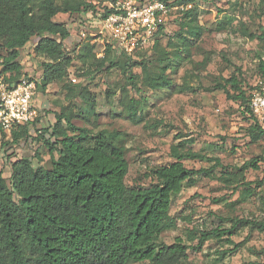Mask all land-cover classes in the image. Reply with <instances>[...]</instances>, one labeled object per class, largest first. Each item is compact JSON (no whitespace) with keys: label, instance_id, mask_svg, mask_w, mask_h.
Here are the masks:
<instances>
[{"label":"rangeland","instance_id":"1","mask_svg":"<svg viewBox=\"0 0 264 264\" xmlns=\"http://www.w3.org/2000/svg\"><path fill=\"white\" fill-rule=\"evenodd\" d=\"M170 2L164 31L157 36L143 34L128 50L101 31L102 20L92 17V11L58 13L54 20L69 31V37L62 41L64 50L73 56L69 74L49 83L43 91L36 89L37 118L20 132L17 144L10 147L11 136L0 132V172L9 183L8 156L10 160L28 158L34 168H50L58 152H51L46 142H55L51 126L62 112L73 113V124L90 134L101 130L120 133L117 142L124 146L128 162L124 182L129 188L158 183L153 170L173 162L170 149L179 144L182 151L190 148L207 158H218L225 168L214 166L213 159L183 160L188 169L203 167L211 172L198 177L194 184L184 183L172 196L168 212L172 224L155 244H170L180 236L190 248L179 264L257 261L264 250V231L246 219H264V164L259 161L257 170L239 167L250 158L264 155V135L256 141L250 139L246 131L251 122L245 108L248 105L237 95L241 90L245 96L253 92L264 79L258 69L264 58V38L259 37L264 33V0H195L187 5ZM109 4L97 3V15ZM35 41L31 38L21 57L23 71L26 76L33 75L34 81L40 71L34 72L33 67L43 60L33 58ZM84 42L93 44L95 59H108L103 68L93 59L82 63L75 57ZM108 42L112 44L106 51ZM111 59L119 65L104 70ZM134 61L145 62L151 77L159 76L165 68L172 85L147 88L141 82L140 68H128ZM131 74H137L134 83L129 80ZM231 76L235 84L226 81ZM66 85L75 91L86 86L95 106H89L77 93H67ZM122 86L137 99L136 123L127 119L118 104ZM106 90L111 92L109 99ZM201 231L207 237L198 247Z\"/></svg>","mask_w":264,"mask_h":264},{"label":"trees","instance_id":"2","mask_svg":"<svg viewBox=\"0 0 264 264\" xmlns=\"http://www.w3.org/2000/svg\"><path fill=\"white\" fill-rule=\"evenodd\" d=\"M107 1L115 3L117 0H0V78L8 84L24 78L33 80V75L26 76L21 62L22 50L33 37L36 38L33 58L43 59L33 67L34 72L40 71L35 78L36 89L43 91L49 83L66 78L73 56L64 50L62 41L69 37V31L54 17L58 13L92 11V17L102 20L110 10L106 8L98 16L96 4ZM162 1L171 5L170 0ZM177 1L180 5L195 2ZM164 25L157 27L155 36L164 31ZM222 27L219 24L218 29ZM259 37L264 38V33ZM111 44L108 42L106 51ZM93 50V44L84 42L75 57L82 63L93 59L97 67L103 68L108 59L105 56L95 59ZM118 65L111 59L104 70ZM128 66L140 68L141 82L151 90L172 85L165 68L159 76L151 77L143 61H134ZM258 69L264 76L263 60L259 61ZM136 78L137 74H131L129 80L134 83ZM226 81L235 84V77ZM66 89L67 93H77L92 108L95 106V99L86 86L75 91L66 85ZM250 95L251 92L245 96L241 90L237 99L248 105ZM110 96L111 92L106 90V98ZM118 104L127 119L136 123L137 99L130 96L127 86L120 88ZM248 107L245 105L249 113L247 119L251 122L246 131L250 139L256 141L264 135V124ZM72 114H57L51 126L50 135L55 142L46 144L51 152H58V157L52 159L50 168H34L28 158L10 160L8 156L9 183L0 172V264H134L144 261L179 264L187 256L190 245L180 236L170 244H155V240L172 224L168 214L172 196L184 183L194 184L198 177L211 172L210 168L203 167L188 169L183 160L213 159L214 166L219 165L221 169L225 166L218 158H207L190 148L182 151L179 144L173 145L170 153L175 160L153 170L158 183L146 188H129L124 182L128 172L124 146L117 142L120 133L101 130L90 134L73 124ZM27 126L19 125L9 132L0 129V132L11 136L10 147H13ZM259 161L264 164L263 154L245 161L239 170H257ZM246 223L264 231V219H246ZM206 237L207 233L201 231L198 247ZM259 255L257 261L245 264H264V250Z\"/></svg>","mask_w":264,"mask_h":264},{"label":"built area","instance_id":"3","mask_svg":"<svg viewBox=\"0 0 264 264\" xmlns=\"http://www.w3.org/2000/svg\"><path fill=\"white\" fill-rule=\"evenodd\" d=\"M108 7L110 11L102 19L101 31L126 50L130 45L133 47L143 34L154 33L158 26L167 21L171 12V7L162 0H117ZM35 92L36 83L32 79L24 78L8 84L0 78L1 130L9 132L37 118ZM248 105L257 120L264 124V79L251 92Z\"/></svg>","mask_w":264,"mask_h":264}]
</instances>
